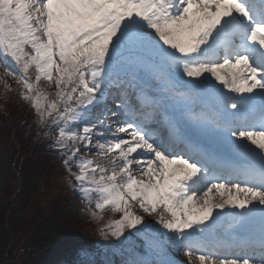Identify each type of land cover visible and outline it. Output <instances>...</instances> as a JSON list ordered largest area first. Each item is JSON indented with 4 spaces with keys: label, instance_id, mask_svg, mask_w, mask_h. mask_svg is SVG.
Masks as SVG:
<instances>
[{
    "label": "snow or ice",
    "instance_id": "6c2138e0",
    "mask_svg": "<svg viewBox=\"0 0 264 264\" xmlns=\"http://www.w3.org/2000/svg\"><path fill=\"white\" fill-rule=\"evenodd\" d=\"M0 85L100 234L143 233L103 264H264V0H0Z\"/></svg>",
    "mask_w": 264,
    "mask_h": 264
},
{
    "label": "trees",
    "instance_id": "16d2710c",
    "mask_svg": "<svg viewBox=\"0 0 264 264\" xmlns=\"http://www.w3.org/2000/svg\"><path fill=\"white\" fill-rule=\"evenodd\" d=\"M10 84L16 88L14 82ZM37 133L33 110L15 91L6 93L0 85V200L5 198L0 264H14L20 255H25L20 264H76L81 251L92 244L89 235L74 231L79 225L90 226L89 215L82 211L85 205L76 193L64 194L48 211L40 207L33 211V207L27 217L28 228L14 241L17 231L8 217L24 212L37 182L48 184L63 171L61 158L48 153L45 143L38 144ZM47 226L51 232L46 231ZM96 262L100 264V260Z\"/></svg>",
    "mask_w": 264,
    "mask_h": 264
},
{
    "label": "rangeland",
    "instance_id": "374dc122",
    "mask_svg": "<svg viewBox=\"0 0 264 264\" xmlns=\"http://www.w3.org/2000/svg\"><path fill=\"white\" fill-rule=\"evenodd\" d=\"M51 90V89H49ZM109 106H111V101H109ZM15 112H13L14 114ZM16 114V113H15ZM41 127H38V133L36 134V140L39 142H42L43 140H50L51 144L53 143L52 137L54 136L53 130H48V135H45V129L43 128L42 131ZM37 142V141H35ZM2 155H6V151L3 150ZM50 163V162H49ZM52 164V163H51ZM63 179V180H62ZM69 180L62 177L61 179H52L49 181L48 184H45L43 182H37L35 185V188H37L36 192H34L29 198L25 205V210L22 212L20 216H13L8 217L14 222V227L17 231L16 237H14V241L16 242V238L21 237L24 234V231L28 228L27 224V217L31 209L34 207V210L37 207L42 208L43 210L48 211L49 205L54 202L55 200L62 199L64 194H67V190H73V188L70 186ZM41 183V184H40ZM75 191V190H73ZM3 199V200H2ZM0 200V227L5 224V210L2 208L4 205V199L2 198ZM141 215H144L143 213H139ZM41 216V215H40ZM39 218V217H38ZM118 218L113 216L112 212L105 211L102 214V218L100 220L93 219L90 217V223L87 225H79L77 228L74 229V231H77L81 234H86L90 236V242L92 244H89L88 249L90 253L92 252L94 255H100L98 251L104 252V251H111V252H127L129 249H132L135 247L136 239H133V235L130 234L131 232H135L134 230H125V234L127 233V237L124 236L120 239L113 238V240L108 236L105 238L102 236L99 232V229L102 225L106 224L110 219ZM41 219V218H40ZM144 219L147 222L155 223V218L151 216L144 215ZM42 220V219H41ZM139 227V226H138ZM157 228H160L159 225H156ZM51 227H46L47 232H51ZM161 231H165L161 229ZM136 233V232H135ZM137 238H140V236L143 239V233L141 234H134ZM2 239H4L3 236H1ZM176 257L181 260H186L187 258L183 256L182 251L180 253H175ZM25 258V255H20L14 264H20L21 261Z\"/></svg>",
    "mask_w": 264,
    "mask_h": 264
}]
</instances>
